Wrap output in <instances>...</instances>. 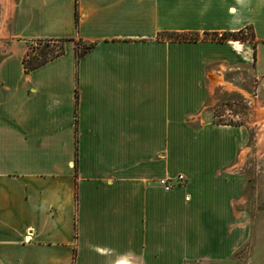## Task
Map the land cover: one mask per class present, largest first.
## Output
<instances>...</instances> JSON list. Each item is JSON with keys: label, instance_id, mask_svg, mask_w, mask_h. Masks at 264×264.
<instances>
[{"label": "crops", "instance_id": "obj_1", "mask_svg": "<svg viewBox=\"0 0 264 264\" xmlns=\"http://www.w3.org/2000/svg\"><path fill=\"white\" fill-rule=\"evenodd\" d=\"M5 32L0 264L229 261L244 132L203 106L264 82V0H17ZM31 40L62 51L23 72Z\"/></svg>", "mask_w": 264, "mask_h": 264}, {"label": "rangeland", "instance_id": "obj_2", "mask_svg": "<svg viewBox=\"0 0 264 264\" xmlns=\"http://www.w3.org/2000/svg\"><path fill=\"white\" fill-rule=\"evenodd\" d=\"M16 1L0 0V39H7L5 31ZM246 33L250 35L249 30ZM62 45L55 40H31L26 43V51L32 57L48 56L57 53ZM228 81L230 85L220 82L222 87L208 92L203 110L211 113L212 122L238 126L244 132V143L235 150L228 166L239 186L231 201L235 246L229 261L203 259L197 264H264V82L257 83L252 75ZM257 85L262 92L257 91ZM232 136L236 141L235 130ZM171 170L175 171V166Z\"/></svg>", "mask_w": 264, "mask_h": 264}, {"label": "trees", "instance_id": "obj_3", "mask_svg": "<svg viewBox=\"0 0 264 264\" xmlns=\"http://www.w3.org/2000/svg\"><path fill=\"white\" fill-rule=\"evenodd\" d=\"M73 14H74V21L76 22V19H77L76 5H74V13ZM227 37H230L232 39H242L243 38L242 31L232 32V33H227V34H220L217 37V39L223 40ZM180 38L183 39V38H185V36H181ZM55 41H60V40H55ZM75 45H76V42H75ZM86 48H88V47L85 46L83 48V50H81L79 53H77V56L82 54ZM61 51H62V49H60L57 53H55L53 55L46 56L44 54H41V55L35 56V57L30 56L29 52L26 51L25 55L21 59L23 72H28V71L33 70L34 68H36V67L40 66L41 64H43L44 62H46L47 60H50L53 57L59 55L61 53Z\"/></svg>", "mask_w": 264, "mask_h": 264}, {"label": "built area", "instance_id": "obj_4", "mask_svg": "<svg viewBox=\"0 0 264 264\" xmlns=\"http://www.w3.org/2000/svg\"><path fill=\"white\" fill-rule=\"evenodd\" d=\"M185 178L181 174H176L172 177H164L157 179V184L160 188L167 191L176 185H181L184 182Z\"/></svg>", "mask_w": 264, "mask_h": 264}, {"label": "bare ground", "instance_id": "obj_5", "mask_svg": "<svg viewBox=\"0 0 264 264\" xmlns=\"http://www.w3.org/2000/svg\"><path fill=\"white\" fill-rule=\"evenodd\" d=\"M226 87H228V86L226 85Z\"/></svg>", "mask_w": 264, "mask_h": 264}]
</instances>
